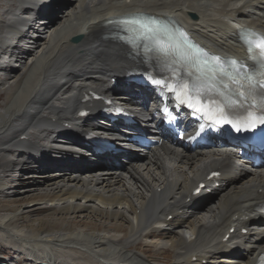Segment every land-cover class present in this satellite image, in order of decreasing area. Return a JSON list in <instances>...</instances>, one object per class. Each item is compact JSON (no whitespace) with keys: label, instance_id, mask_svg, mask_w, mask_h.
<instances>
[{"label":"bare ground","instance_id":"obj_1","mask_svg":"<svg viewBox=\"0 0 264 264\" xmlns=\"http://www.w3.org/2000/svg\"><path fill=\"white\" fill-rule=\"evenodd\" d=\"M4 1L0 92L8 93L4 108L0 106V137L13 129L19 133L0 146V190L25 178L24 196H34L29 201L32 208L26 207L29 213L48 203L44 208L61 207L69 218L120 221L117 228H128L111 235L73 229L68 227L73 221L66 219L60 231L42 233L33 225L27 229L15 224L24 210L17 208L0 216V239L17 263L80 264L58 262L57 253L65 249L80 255L84 264H256L264 252V222L257 208L264 202V166L246 168L250 164L237 150L189 151L164 144L138 157L129 154L127 164L91 169L88 156L50 143L74 141L86 131L101 129L98 103L90 107L91 117H78L89 90L144 105L143 96L133 97V85L121 79L135 64L132 55L126 45L106 36L116 21L152 19L172 28L166 27V37L179 29L213 56L239 59L245 54L238 30L247 27L264 34V0H66L64 11L53 10L48 16L40 15L46 0ZM122 88L129 95H123ZM139 118L158 123L152 110ZM59 164L64 166L51 170ZM30 168L35 173L22 178ZM216 168L223 171L219 185L207 182L211 191L195 193ZM39 174L54 178L38 180ZM41 200L43 205L36 203ZM244 228L247 233H242ZM151 239L159 240L161 260L138 249Z\"/></svg>","mask_w":264,"mask_h":264},{"label":"snow or ice","instance_id":"obj_2","mask_svg":"<svg viewBox=\"0 0 264 264\" xmlns=\"http://www.w3.org/2000/svg\"><path fill=\"white\" fill-rule=\"evenodd\" d=\"M116 23L123 26L125 30H134L143 38H154L160 34H167L165 26L158 25L157 21L148 18L132 17L121 19ZM242 35L254 34L244 33ZM184 42L187 44L186 38ZM245 42L249 54L254 55V63L257 65L256 69L251 72L245 71V66L239 65L235 60L228 61L231 72L218 68L213 71V68L220 63L219 57H209L203 53L191 56L185 54L181 48L174 50L179 56V62L188 68L189 80L183 84L185 94L199 95L201 88L209 84L216 89V81L219 79L218 73L220 72L234 85L230 88L228 83L221 81L223 90L217 89V95L221 99L219 101L213 99L211 104L216 107L220 120L231 124L236 131L251 130L258 124L264 125V37L257 36L256 39H248ZM195 47V45H188L189 49ZM161 51L168 54L169 49H161ZM153 83L160 84L161 82L153 80ZM237 107L245 110L242 113V119L236 118L240 119V122L234 123L233 119L228 118L231 115L229 110Z\"/></svg>","mask_w":264,"mask_h":264},{"label":"rangeland","instance_id":"obj_3","mask_svg":"<svg viewBox=\"0 0 264 264\" xmlns=\"http://www.w3.org/2000/svg\"><path fill=\"white\" fill-rule=\"evenodd\" d=\"M4 3H5L4 0H0V17H2L3 10L5 9ZM44 31L48 32L47 29ZM45 35H47V33H45ZM7 93H8L7 89H4L0 92V106L2 105L1 107H3V108H4L5 101H6L5 99H7V96H6ZM18 133L19 132H17L16 129H15V131L13 129L11 132L5 133V135H3V137L2 136L0 137V146H1L2 142H4V141L6 142L7 140H10L12 137L16 136ZM49 143L50 142H48L47 144H49ZM50 144L54 145L57 143L51 142ZM12 158L15 160L18 157H12ZM2 163H3V161H0V164H2ZM34 169L33 168L25 169V171L23 172V176H21V177L22 178L26 177L25 175H27L29 173H35V172H33ZM56 169H58V168H52L51 170L56 171ZM47 171H48L47 173H50V168ZM10 173H11L12 177L15 176V173H13V172H10ZM39 175H41V176L36 177V179H38V180H50V179L54 178L53 176H51V174H39ZM25 180H26L25 178H23V180L20 179L19 185H13L12 184V185H9L7 187H4L3 188L4 190L2 189V191L0 190V216H5L7 214L13 213L17 210V208L18 209L20 208L21 211L24 208V210H23L24 214L21 213V215L17 216V219L15 220V224H19V225L23 224L22 226H24L27 229H29L33 225L34 227L37 228V230H39V232L49 233V232L55 231V230L60 231L61 228L62 229L65 228L67 221H70V219H71L73 221V223H70V225H68V227L72 226L73 229H76V227H77L78 229H84L85 231L90 230L92 232L108 231L111 235L118 234L119 230H121V229H122V231L128 230V228L126 226H122V227L117 228V225L121 224L120 221L115 222L113 220H109V221L97 220V218L84 219V218H80L77 216L72 217L73 219L69 218V216H66V215L64 216V214L62 215L63 210L61 209V207L44 208L45 206L48 205V203H44V200L36 202V203L41 204V205H43L42 203H44V207H39V205H38L37 206L38 208H35L33 213H29V210L26 211V209H27L26 207L29 206L28 208H32L31 207L32 203L29 201L32 200L34 198V196H29V197L24 196L27 194V193L24 194V190L26 188H24L23 184H24ZM11 186H12V189H9V187H11ZM5 188H7V189H5ZM8 192H11V193H8ZM9 194H12V195L9 196ZM39 199H41V198H39ZM79 204H82V203L79 202ZM64 212L66 213L67 210H64ZM54 216H56L58 218L62 216V218H61V220L53 219ZM40 219H44V220H40ZM66 219H67V221H66ZM115 230H117V231H115ZM145 243H146V245H149V246L148 247L146 245L143 246L141 243L139 245L138 249H144L147 252V255H150V257H157L161 260L162 259L161 255H160L161 252L158 250V246H157L159 244V240L158 239H155V240L151 239L147 242H144L143 244H145ZM152 243L154 244V246L150 245ZM64 250H61L60 252L58 251L59 252V253H57L58 262H60V261L61 262L79 261L80 264H82V263L84 264V262H85L84 259L77 257L80 255L72 256V251L65 253ZM166 250L168 253L172 254V251L170 249H166ZM170 258H171V256L169 255V257L166 259H170ZM7 261L9 263H12V264H19V263H17L18 258L10 253L8 246L3 242V240L0 239V264H1V262H7Z\"/></svg>","mask_w":264,"mask_h":264},{"label":"water","instance_id":"obj_4","mask_svg":"<svg viewBox=\"0 0 264 264\" xmlns=\"http://www.w3.org/2000/svg\"><path fill=\"white\" fill-rule=\"evenodd\" d=\"M79 38H76L75 41H78Z\"/></svg>","mask_w":264,"mask_h":264}]
</instances>
